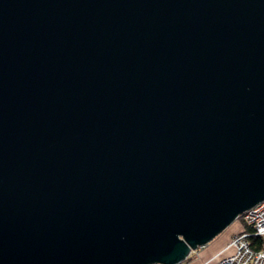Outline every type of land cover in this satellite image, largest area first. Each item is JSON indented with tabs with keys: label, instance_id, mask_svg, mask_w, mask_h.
Instances as JSON below:
<instances>
[{
	"label": "water",
	"instance_id": "obj_1",
	"mask_svg": "<svg viewBox=\"0 0 264 264\" xmlns=\"http://www.w3.org/2000/svg\"><path fill=\"white\" fill-rule=\"evenodd\" d=\"M264 199V0H0V264H178Z\"/></svg>",
	"mask_w": 264,
	"mask_h": 264
},
{
	"label": "built area",
	"instance_id": "obj_2",
	"mask_svg": "<svg viewBox=\"0 0 264 264\" xmlns=\"http://www.w3.org/2000/svg\"><path fill=\"white\" fill-rule=\"evenodd\" d=\"M238 218L243 228L229 238L230 252L209 264H264V199L242 211Z\"/></svg>",
	"mask_w": 264,
	"mask_h": 264
},
{
	"label": "crops",
	"instance_id": "obj_3",
	"mask_svg": "<svg viewBox=\"0 0 264 264\" xmlns=\"http://www.w3.org/2000/svg\"><path fill=\"white\" fill-rule=\"evenodd\" d=\"M232 223L234 222L228 223L201 247L190 250L187 257L178 264H209L215 258L229 253L231 250V248L227 246L229 238L233 233L243 228V224L239 220L234 224Z\"/></svg>",
	"mask_w": 264,
	"mask_h": 264
},
{
	"label": "rangeland",
	"instance_id": "obj_4",
	"mask_svg": "<svg viewBox=\"0 0 264 264\" xmlns=\"http://www.w3.org/2000/svg\"><path fill=\"white\" fill-rule=\"evenodd\" d=\"M237 220H239V221L241 222V220H240L239 218H235V219H233V221H231V222H234V223H235ZM231 222H230V223H231ZM234 223H232V224H234ZM215 259H216V258H215Z\"/></svg>",
	"mask_w": 264,
	"mask_h": 264
}]
</instances>
